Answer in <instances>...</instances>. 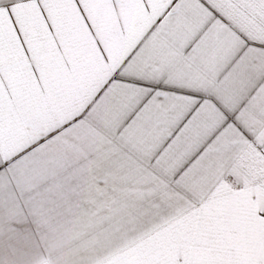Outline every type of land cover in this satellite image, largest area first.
I'll use <instances>...</instances> for the list:
<instances>
[{"label":"snow or ice","instance_id":"obj_1","mask_svg":"<svg viewBox=\"0 0 264 264\" xmlns=\"http://www.w3.org/2000/svg\"><path fill=\"white\" fill-rule=\"evenodd\" d=\"M0 264H264V0H0Z\"/></svg>","mask_w":264,"mask_h":264},{"label":"crops","instance_id":"obj_2","mask_svg":"<svg viewBox=\"0 0 264 264\" xmlns=\"http://www.w3.org/2000/svg\"><path fill=\"white\" fill-rule=\"evenodd\" d=\"M75 6L73 5V8ZM98 19L102 20V31L106 38L111 36L114 26L116 25L115 14L106 13L101 6H96V12ZM130 20L134 18V12L129 10L127 13ZM58 20L62 25V32L64 37V43H67L70 49L75 53H80L84 48L83 33L81 32V26L83 21L80 20L79 24L76 22V17L79 13L76 12L75 16L71 10H66L61 8L57 12ZM24 23L26 26L32 29L33 40L38 47V51L41 58L48 62L49 70L55 71V57L53 52L55 51V46L50 45V41L41 39V32L39 31V25L32 18L31 13H26L24 15ZM87 29L84 28V32ZM118 41H113V46L115 47ZM18 229L21 231L22 236V247L28 250L29 259L32 260H45L48 258L50 249L59 239L58 233L48 231L46 233V239L39 245L35 246V240L38 237V233L26 225H18ZM41 231H44L41 229ZM74 243V241H69Z\"/></svg>","mask_w":264,"mask_h":264}]
</instances>
